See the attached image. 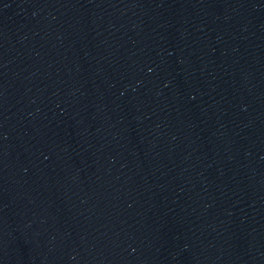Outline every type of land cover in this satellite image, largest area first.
<instances>
[{
    "label": "water",
    "instance_id": "95a60500",
    "mask_svg": "<svg viewBox=\"0 0 264 264\" xmlns=\"http://www.w3.org/2000/svg\"><path fill=\"white\" fill-rule=\"evenodd\" d=\"M0 264H264V0H0Z\"/></svg>",
    "mask_w": 264,
    "mask_h": 264
}]
</instances>
